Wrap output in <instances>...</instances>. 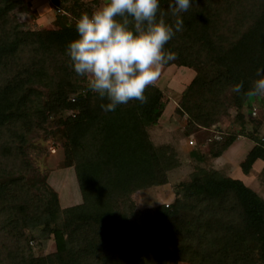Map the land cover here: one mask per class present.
<instances>
[{
    "label": "trees",
    "instance_id": "obj_1",
    "mask_svg": "<svg viewBox=\"0 0 264 264\" xmlns=\"http://www.w3.org/2000/svg\"><path fill=\"white\" fill-rule=\"evenodd\" d=\"M21 2L0 0V169L24 167L17 144H26V133L49 115L72 110L60 121L70 152L79 157L82 203L62 209L54 192L34 195L18 179L0 182V264H255V250L264 264V199L239 178L200 169L179 184L182 197L168 206L131 216L115 210L117 192L166 182L171 157L145 129L160 119L164 92L149 86L147 103L133 100L105 112L101 104L108 101L70 67L66 50L78 36L75 28L25 30L11 13ZM161 10L174 20L168 0H161ZM180 15L183 31L165 45L172 60L222 69L209 80L193 77L176 108L188 129L208 127L226 113V94L243 82L241 93L231 92L239 106L264 69V0H192ZM36 86L46 87V95ZM258 159L264 161V144L257 139L241 171L248 174ZM50 235L54 253L36 256L27 248Z\"/></svg>",
    "mask_w": 264,
    "mask_h": 264
},
{
    "label": "rangeland",
    "instance_id": "obj_2",
    "mask_svg": "<svg viewBox=\"0 0 264 264\" xmlns=\"http://www.w3.org/2000/svg\"><path fill=\"white\" fill-rule=\"evenodd\" d=\"M100 2L67 0L55 5L51 0H22L11 13L23 24V29L48 34L75 28L80 17L75 15V11L80 15L84 11L91 12ZM221 70L212 64L181 66L174 60L161 66L155 85L164 92L165 108L160 119L145 129L154 145L167 147L171 167L164 172L166 182L163 184L143 187L128 194L117 192L118 197L114 201L116 211L131 216L138 211L168 206L176 198L182 197L177 193L179 184L188 182L192 173L200 169L239 178L264 199V161L256 160L248 174H244L239 166L257 139L264 144V97H249L238 106L233 102L230 90L225 99L226 113L219 115L214 124L208 127L188 129L187 116L176 112L181 92L193 77L209 80ZM36 87L46 95V87ZM73 112L65 110L60 115H49L39 127L26 133V144H17L25 166L21 169L3 166L0 169V182L18 179L34 195L54 192L62 209L81 204L82 195L75 170L79 157L70 152L63 133L64 122L60 121ZM232 137L234 141L222 154L214 156V152ZM30 233L25 229V238L29 239ZM27 248L36 256L55 252L51 235L29 242ZM257 256L255 250L254 263L261 264ZM177 264L190 263L179 260Z\"/></svg>",
    "mask_w": 264,
    "mask_h": 264
},
{
    "label": "clouds",
    "instance_id": "obj_3",
    "mask_svg": "<svg viewBox=\"0 0 264 264\" xmlns=\"http://www.w3.org/2000/svg\"><path fill=\"white\" fill-rule=\"evenodd\" d=\"M192 0H168L167 13L161 0H101L91 12L84 11L76 21L77 38L67 45L70 67L87 79V86L101 100L105 112L115 111L129 101L147 103L145 95L154 86L163 64L174 59L165 45L183 31L181 13ZM248 97H264V69H258ZM243 82L232 91L241 93Z\"/></svg>",
    "mask_w": 264,
    "mask_h": 264
},
{
    "label": "built area",
    "instance_id": "obj_4",
    "mask_svg": "<svg viewBox=\"0 0 264 264\" xmlns=\"http://www.w3.org/2000/svg\"><path fill=\"white\" fill-rule=\"evenodd\" d=\"M59 10V9H58ZM190 142H192V141H190Z\"/></svg>",
    "mask_w": 264,
    "mask_h": 264
}]
</instances>
